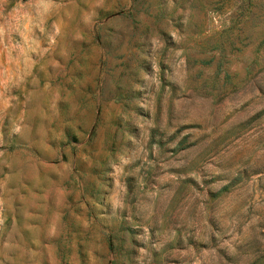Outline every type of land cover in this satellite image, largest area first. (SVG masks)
Instances as JSON below:
<instances>
[{"label": "rangeland", "instance_id": "374dc122", "mask_svg": "<svg viewBox=\"0 0 264 264\" xmlns=\"http://www.w3.org/2000/svg\"><path fill=\"white\" fill-rule=\"evenodd\" d=\"M0 264H264V0H0Z\"/></svg>", "mask_w": 264, "mask_h": 264}]
</instances>
